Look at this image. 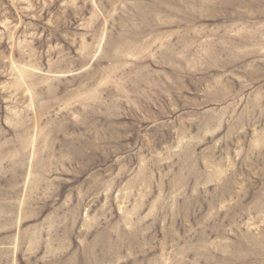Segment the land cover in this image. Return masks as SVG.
<instances>
[{"label": "rangeland", "instance_id": "rangeland-1", "mask_svg": "<svg viewBox=\"0 0 264 264\" xmlns=\"http://www.w3.org/2000/svg\"><path fill=\"white\" fill-rule=\"evenodd\" d=\"M0 264H264V0H0Z\"/></svg>", "mask_w": 264, "mask_h": 264}, {"label": "bare ground", "instance_id": "bare-ground-1", "mask_svg": "<svg viewBox=\"0 0 264 264\" xmlns=\"http://www.w3.org/2000/svg\"><path fill=\"white\" fill-rule=\"evenodd\" d=\"M187 105H188V103H187ZM182 106V105H181ZM159 112V111H158ZM158 112H156V113H158ZM170 113V112H169ZM165 114V113H164ZM162 118V117H161Z\"/></svg>", "mask_w": 264, "mask_h": 264}]
</instances>
